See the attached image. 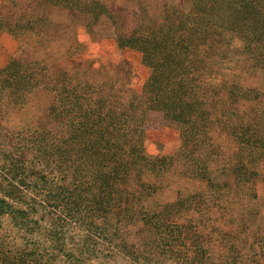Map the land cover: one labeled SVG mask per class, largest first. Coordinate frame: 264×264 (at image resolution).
<instances>
[{"label":"rangeland","instance_id":"obj_1","mask_svg":"<svg viewBox=\"0 0 264 264\" xmlns=\"http://www.w3.org/2000/svg\"><path fill=\"white\" fill-rule=\"evenodd\" d=\"M100 1L111 12L115 11L119 20L118 30L123 34H130L144 25L159 24L168 9L178 7L187 11L191 8L188 0ZM38 8L48 7L38 0H0V12L7 19L17 17L25 23L30 17L34 21L31 27L34 29H18L21 33L18 37L6 28L0 31V72L5 73L4 68L11 57L27 62L45 56L42 51L46 48L47 55L52 54L55 58L47 61L48 68L65 71L61 78L55 74L57 82L58 79L69 82L72 87L79 82L83 86L87 81L100 84L118 80L121 84L117 85L118 88L125 91L120 102L127 103L135 96L145 99L143 87L150 69L143 63L140 52L118 47L110 21L101 26L93 25L90 32L87 20L72 19L68 27L63 21L64 16L52 12L57 23L50 25L40 19L46 9L41 11ZM222 39L224 47L220 51L226 55L222 53L223 56H219L223 65H219L222 70L218 69L220 75L217 74L216 78L227 76L230 82L254 90L255 97L256 93L260 95V98L248 101L239 99L232 104L231 108L235 109L228 117L237 126L242 122L244 126L248 124L251 131L264 129V74L245 67L239 60L243 47L241 40L231 38L229 33L222 35ZM20 40L25 42L23 47H20ZM54 42L60 43L53 45ZM25 71V66H21V73ZM54 99V92L41 87L26 92V97L20 99L12 100L8 94L0 95V186L8 191L6 197L11 203L27 208L37 221L30 230L17 227L11 217L2 215L0 238L4 237L11 246L31 252L33 260L43 259L47 264H71L64 255L66 252L76 253L78 259L73 264H252L256 254L264 252V130L261 135L252 133L255 142L244 146L240 129L236 134L226 127L221 109L214 112L215 118L221 117L220 121L207 129V135L198 137L201 146L198 144L187 152L186 158L190 161L201 157L206 160L208 174L205 176L190 171L196 169L193 163L190 169L185 166L189 160L182 154L180 127L167 120L161 112H148L145 154L151 158L168 157L164 172L154 173L150 169L145 172L143 181L156 187L140 197L142 181L138 180L136 171L129 186H133L135 195L126 204L131 205L126 217L119 213L84 218V211L66 216L67 222L61 227L65 252L57 251L49 235L60 218L56 209L48 205L54 199L49 197L47 190L42 193L39 187L29 184V188L22 186L16 190L18 196H22L16 200L9 195L11 189L8 185L11 181L9 156L17 146L13 132L31 127L49 131V137L69 135L65 124L57 122L49 110ZM256 137H262V142ZM243 165L256 172L254 179H247L245 174L238 175L237 170ZM38 170L49 175H62L60 169L39 166ZM2 173H6L5 178ZM59 179L55 178L54 182ZM66 182L73 189L72 176ZM53 189L55 192V187ZM5 190L0 188V195H4ZM180 203L185 207L180 209ZM143 208L151 214L164 211L163 217L170 224L161 228L149 224L141 213Z\"/></svg>","mask_w":264,"mask_h":264},{"label":"trees","instance_id":"obj_2","mask_svg":"<svg viewBox=\"0 0 264 264\" xmlns=\"http://www.w3.org/2000/svg\"><path fill=\"white\" fill-rule=\"evenodd\" d=\"M38 1L48 7L43 8L46 10L40 19L50 25L57 23L52 12L64 16L66 20L63 21L68 27L72 19L87 20L86 26L90 32L94 29L93 25L101 26L105 21H110L118 47L140 52L143 63L150 69L143 87L145 99L135 96L127 103L120 102L124 99L125 91L118 88L117 85H121L118 80L103 81L100 84L87 81L83 86L79 82V85L72 87L69 82H60L59 79L57 82L55 74L58 73L61 78L65 71L48 68L47 61L55 58L52 54L47 55L46 48L42 51L45 56L27 62L11 57L4 68L5 73L0 72V95L8 94L12 100L26 97V92L37 87L54 92L55 99L49 110L57 122L65 124L69 133L63 137H49V131L31 127L13 132L17 146L12 156H9V195L18 200L22 196H18L16 190L22 186L29 188L31 184L39 187L42 193L47 190L49 197L54 199L48 205L56 209L60 218L49 235L57 251L65 252L61 227L67 222L66 216L84 211V218L96 214L119 213L126 217L131 210L128 208L131 205L126 204L135 195L133 186H129L132 185L136 171L139 173L138 180L142 181L138 193L140 197L156 187L148 186L143 181L146 179L145 172L149 169L154 173L164 172L168 157L151 158L145 154L148 112H161L167 120L180 127L184 148L182 154L185 158L187 152L199 144L198 137L201 134L207 135V129L220 121L221 117L215 118L214 113L218 109L225 115L222 120H226V127L236 134L240 129L244 146L255 142L252 133H263L264 129L251 131L250 126H244L243 122L237 126L228 117L235 109L231 108L232 104L239 99L248 101L258 99L260 95L256 93L255 97L254 90L230 82L227 76L218 80L216 75H220L219 71L222 70V67L219 68V65H223L219 56H223L224 52L220 48L224 47L222 35L227 33L231 38L242 41L239 60L244 66L264 74V0H188L191 4L189 10L178 7L168 9L159 24L141 26L130 34L118 30L117 14L111 12L100 0ZM38 9L43 11L42 8ZM8 21L12 24L6 25ZM33 24L30 17L22 23L17 17L7 19L0 12V31L6 28L16 37L21 34L18 29L33 30ZM59 43L54 42L53 45ZM24 44L20 40V47ZM23 65L26 73H21ZM255 139L260 142L263 140L262 137ZM192 163L196 169L190 171L197 175L208 174L204 158L189 160L185 166L190 169ZM39 166L51 170L60 169L62 175L41 173ZM237 173L240 176L245 174L247 179L256 176V172L249 171L244 165L238 168ZM4 175L6 173L1 174L3 178L6 177ZM70 176L73 189L66 182ZM57 177L60 179L54 182ZM0 188L5 190L4 186ZM4 193L0 195V216L8 215L17 227L33 230L32 224L37 221H34L27 208L15 206L6 197L8 191ZM184 207L183 203L179 204L180 209ZM141 213L149 224H155L157 228L170 224L163 217L164 211L151 214V211L143 208ZM3 238H0V264H47L43 259L33 260L31 252L19 246H11ZM80 253L83 254V251ZM64 255L71 264L78 259L74 252H66ZM252 264H264V252L257 253Z\"/></svg>","mask_w":264,"mask_h":264}]
</instances>
